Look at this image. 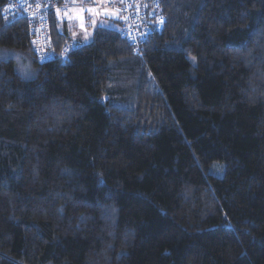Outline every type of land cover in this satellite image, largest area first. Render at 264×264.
<instances>
[{
    "label": "trees",
    "instance_id": "1",
    "mask_svg": "<svg viewBox=\"0 0 264 264\" xmlns=\"http://www.w3.org/2000/svg\"><path fill=\"white\" fill-rule=\"evenodd\" d=\"M9 1L0 264H264V0H145L163 22L139 40L120 35L116 0H88L119 30L87 43L64 17L84 5H60L50 59ZM128 64L122 105L109 88Z\"/></svg>",
    "mask_w": 264,
    "mask_h": 264
},
{
    "label": "built area",
    "instance_id": "2",
    "mask_svg": "<svg viewBox=\"0 0 264 264\" xmlns=\"http://www.w3.org/2000/svg\"><path fill=\"white\" fill-rule=\"evenodd\" d=\"M76 2L80 5L90 4L88 0H10L7 8L10 15H20L27 19L29 36L35 51L40 57L50 59L54 54L47 35V12L57 6H68ZM114 4L122 15L120 27L122 37L139 40L140 36L147 34L150 22L154 25H161L163 22V16L157 11V4H153L151 8L147 6L145 0H116ZM96 5L99 7L100 3ZM110 5L105 4L106 7ZM64 51L65 48L61 50V56L64 55Z\"/></svg>",
    "mask_w": 264,
    "mask_h": 264
},
{
    "label": "rangeland",
    "instance_id": "3",
    "mask_svg": "<svg viewBox=\"0 0 264 264\" xmlns=\"http://www.w3.org/2000/svg\"><path fill=\"white\" fill-rule=\"evenodd\" d=\"M103 1L107 2V0ZM89 9L93 8L89 5L74 6L65 12L64 17L67 20V27L72 38L79 40L81 43H87L93 30L98 26L119 30L117 16L112 15V13H115L114 11L102 6L99 8L100 16L97 18L94 11H89ZM81 24L84 25L83 28H81ZM131 66V64L125 66L120 73L121 81L110 84L109 88L111 91L109 96L117 99V102L122 105L130 103L136 90V79L134 81L132 78ZM120 86L121 90H119ZM222 171L220 162H213L207 169L208 173L215 175H221Z\"/></svg>",
    "mask_w": 264,
    "mask_h": 264
},
{
    "label": "water",
    "instance_id": "4",
    "mask_svg": "<svg viewBox=\"0 0 264 264\" xmlns=\"http://www.w3.org/2000/svg\"><path fill=\"white\" fill-rule=\"evenodd\" d=\"M94 13H95V15H96V17H98V6L96 5L95 7H94Z\"/></svg>",
    "mask_w": 264,
    "mask_h": 264
},
{
    "label": "snow or ice",
    "instance_id": "5",
    "mask_svg": "<svg viewBox=\"0 0 264 264\" xmlns=\"http://www.w3.org/2000/svg\"><path fill=\"white\" fill-rule=\"evenodd\" d=\"M39 6V5H38ZM8 6H6V8H7ZM58 11V15H59V10H57ZM89 11H94L93 9H89ZM112 15H116V13H112ZM84 27V25L83 24H81V28H83Z\"/></svg>",
    "mask_w": 264,
    "mask_h": 264
}]
</instances>
